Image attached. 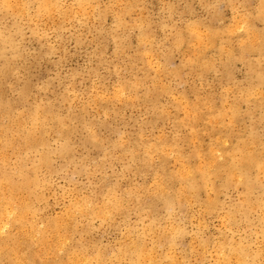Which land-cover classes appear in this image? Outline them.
Listing matches in <instances>:
<instances>
[{"label":"rangeland","instance_id":"rangeland-1","mask_svg":"<svg viewBox=\"0 0 264 264\" xmlns=\"http://www.w3.org/2000/svg\"><path fill=\"white\" fill-rule=\"evenodd\" d=\"M0 264H264V0H0Z\"/></svg>","mask_w":264,"mask_h":264},{"label":"bare ground","instance_id":"bare-ground-1","mask_svg":"<svg viewBox=\"0 0 264 264\" xmlns=\"http://www.w3.org/2000/svg\"><path fill=\"white\" fill-rule=\"evenodd\" d=\"M12 3V2H11ZM238 26V25H237ZM239 27V26H238ZM262 169V168H261ZM2 185V184H1ZM5 185V184H4ZM9 200V199H8ZM6 222V221H5ZM3 230V229H2ZM42 237V236H41Z\"/></svg>","mask_w":264,"mask_h":264}]
</instances>
